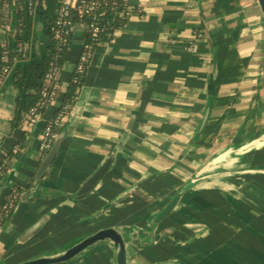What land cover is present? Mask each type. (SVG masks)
Listing matches in <instances>:
<instances>
[{"label":"crops","instance_id":"0c3cea01","mask_svg":"<svg viewBox=\"0 0 264 264\" xmlns=\"http://www.w3.org/2000/svg\"><path fill=\"white\" fill-rule=\"evenodd\" d=\"M125 1L132 13L101 38L66 120L72 129L35 189L47 156L43 130L62 103L87 26L72 28L60 95L31 129L23 119L11 132L18 91L0 87V164L19 146L16 168L31 145L5 191L31 182L0 226V264L58 256L110 228L123 239L125 264H264V25L255 0ZM0 15L9 23L0 28L1 53L15 45L17 19L15 10ZM34 38L30 55L38 57L45 38ZM113 153L98 188L73 199ZM174 199L172 213L155 223ZM111 235L62 264H120Z\"/></svg>","mask_w":264,"mask_h":264},{"label":"trees","instance_id":"16d2710c","mask_svg":"<svg viewBox=\"0 0 264 264\" xmlns=\"http://www.w3.org/2000/svg\"><path fill=\"white\" fill-rule=\"evenodd\" d=\"M9 5L10 15L12 10L16 12L17 25L13 31L15 44L22 47V53L16 54L13 48L8 47V62L0 60V69L7 64L10 68V76L8 83L12 84L17 89V95L15 100V116L12 122L11 132L20 126L23 119L28 120L32 110L36 107L37 103L42 97L44 85L47 82V74L52 67V64L57 68V72L53 75L52 81L58 82L60 85V74L64 68L65 57L67 48L58 50L51 37V29L55 23L57 12L60 5V0H1L0 11L1 14L4 12L3 4ZM116 5L121 6V11L124 13L122 17L116 15L108 7H104L105 15L103 18L104 25L102 31L98 36V41L93 43V51L95 52L101 38L104 36L106 30H111L112 33L117 32L119 28L125 27L129 16L132 13L131 9H127L122 6V0H117ZM72 28L76 24L87 25L88 17L80 18L79 16L73 15L71 17ZM41 22L43 25V31L45 35V54L44 56L30 55L32 43L36 42L35 36V25ZM9 23L3 16L0 15V28L8 27ZM8 29V28H7ZM72 30V29H70ZM7 32H12L9 30ZM2 55V51L0 53ZM17 58V62H13V59ZM89 64L82 73L73 71L68 87L64 92L62 103L52 118L53 130L60 133L62 128L58 130V123L55 122L56 117L61 116L68 119L74 110L77 102L79 101L80 94L82 92L86 73ZM58 96L50 99L48 96L43 98L42 103L37 107V113L39 116L47 112ZM54 141H52L53 145ZM49 152L44 153L46 156ZM7 173H4V180L7 177ZM31 188V182L26 187L17 186V197L14 201H9V191L2 195L0 201V226L5 225L12 217L18 202L20 195L23 191ZM9 211L7 214L6 211Z\"/></svg>","mask_w":264,"mask_h":264},{"label":"built area","instance_id":"2783aa9c","mask_svg":"<svg viewBox=\"0 0 264 264\" xmlns=\"http://www.w3.org/2000/svg\"><path fill=\"white\" fill-rule=\"evenodd\" d=\"M116 1L117 0H60L57 17L50 31L53 42L58 50L61 51L65 48H68L69 46L72 33V30H70L72 29L71 17L73 15L79 16L80 18H84L85 16L88 17V23L86 25L88 28V36L83 45L82 52L77 59L76 65L74 67V70H76V72L82 73L86 68V65L90 63L94 54L93 43L95 41H98L99 34L102 31H105V28L102 29L104 25L103 18L105 15V10H103V8L108 7L109 4V9L116 15L120 17L124 15V13L121 11V6L115 4ZM122 6L127 8L128 10L131 9L125 0H122ZM3 10L8 14L9 5L6 2L3 4ZM3 29L6 30L7 26H5ZM121 29L123 28H119L118 31H120ZM12 48L16 54H21L23 52L22 47L17 46L16 44ZM2 60L3 62H8L7 46H4L2 49ZM13 62H17V58H14ZM56 72L57 68L54 64H52V67L47 74V82L44 85L42 97L37 103L36 107L32 110L31 115L27 120L26 126L28 129H31L40 117L37 113V107H39V105L42 103L43 98L48 96L50 99H53L54 97L60 95V85L58 84V82L54 83V81H52V77ZM9 76L10 68L7 64H5L0 69V87L4 86L9 81ZM52 118L47 121L43 130L42 138L40 141V150L42 153L50 151L52 147V141H54L59 134V132L56 130H53L52 132ZM66 120V118H63L61 116L56 117L55 122L58 123V130L63 127ZM19 152L20 147L18 146L14 150H12L11 153L6 155V157L2 160L0 164V184L4 181V173L8 174L11 171L14 161ZM16 188L17 187H12L9 190V201H14L16 199ZM6 213L8 214L9 211L7 210Z\"/></svg>","mask_w":264,"mask_h":264},{"label":"water","instance_id":"95a60500","mask_svg":"<svg viewBox=\"0 0 264 264\" xmlns=\"http://www.w3.org/2000/svg\"><path fill=\"white\" fill-rule=\"evenodd\" d=\"M255 2H256V5L258 7V10L260 12L262 22L264 25V0H255ZM34 31H35L36 36H39L41 38L45 37L44 31H43V25L41 22H38L35 25ZM42 50H45L44 45L42 46ZM44 54L41 56L43 57ZM209 112H210V110H207V112L205 114V117H204V120H203L202 126H201L202 129L204 128V126L208 120ZM71 129H72V122L67 121L65 123V126L63 127V129L60 131V133L56 137L49 153L41 162V164H40V166H39V168L35 174L34 180L32 182V189L36 188V186L41 181V179L49 171L51 165L53 164V162H54V160L58 154V151L60 149L62 141L64 140V138H66L69 135ZM30 146H31L30 143H28V145L26 146V148L24 150L23 155L21 156V158L19 160V163L17 164V167L12 169L11 172L8 174L9 176H7V180L5 179L3 181V183L0 184V197H2V195L5 193L6 189L8 188L9 180H10L11 176H13V174L16 172V169L22 164L23 160L28 155L29 150H30ZM115 160H116V154L115 153H113L112 155L107 157L104 160V162L98 167V169L94 172V174L91 175L83 183V185L80 187V189L73 196V199L85 197L86 195H88V194L92 193L94 190H96L98 188L101 180L103 179V177L112 168ZM174 203H175V199L157 215V217L155 218V223L161 222L163 219H165L166 217H168L172 213L173 208H174ZM47 217L48 216L43 217L40 221H38L37 223L32 225L25 233L26 238L33 236L40 229V227L45 223ZM112 233L118 237L120 246L122 248V250H121V263L120 264H125V253L123 250V239L120 236L119 232L115 229H112V228L102 229V230L97 231L93 235L85 238L84 240L80 241L79 243L68 248L65 252L61 253L58 256L35 259L33 261H30L27 263H21V264H62V263H65V262L73 259L77 255H79L81 252H83L86 248H88L90 245H92L98 239H100L102 237H109L110 238L112 236L111 235Z\"/></svg>","mask_w":264,"mask_h":264},{"label":"rangeland","instance_id":"374dc122","mask_svg":"<svg viewBox=\"0 0 264 264\" xmlns=\"http://www.w3.org/2000/svg\"><path fill=\"white\" fill-rule=\"evenodd\" d=\"M9 26V25H8ZM7 33H9V32H7ZM11 33V32H10ZM43 45H44V41H43Z\"/></svg>","mask_w":264,"mask_h":264}]
</instances>
